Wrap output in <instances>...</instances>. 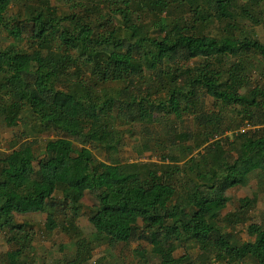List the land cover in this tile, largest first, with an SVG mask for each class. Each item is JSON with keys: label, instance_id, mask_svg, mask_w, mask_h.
Masks as SVG:
<instances>
[{"label": "trees", "instance_id": "16d2710c", "mask_svg": "<svg viewBox=\"0 0 264 264\" xmlns=\"http://www.w3.org/2000/svg\"><path fill=\"white\" fill-rule=\"evenodd\" d=\"M256 28L264 0H0L7 264H34L39 231L67 240L64 264H110L108 253L122 264H264V212L254 224L250 197L229 200L252 182L264 189ZM206 99L226 111H206ZM129 137L149 145V161L122 159ZM89 181L90 206L77 195ZM177 244L184 253L164 260Z\"/></svg>", "mask_w": 264, "mask_h": 264}, {"label": "rangeland", "instance_id": "374dc122", "mask_svg": "<svg viewBox=\"0 0 264 264\" xmlns=\"http://www.w3.org/2000/svg\"><path fill=\"white\" fill-rule=\"evenodd\" d=\"M241 3L242 5L244 4V2H241ZM213 33L214 35H217L218 31L215 29ZM254 33L257 39L264 41V28H256L254 29ZM204 107L206 111H209V112L210 111L212 112V110H215L217 108H219V110L222 112L226 111V108L223 107L222 105H219L218 107H216L215 101L211 99H206L204 101ZM159 116L161 117V120H165V122H163L164 124L167 123L168 121H172L175 119V116L170 110H166L163 113V115H159ZM153 126H155V128L161 127V125H157V123H155L154 125L150 126V128ZM155 132H160V131L159 129H151V135H153ZM227 132L229 136H233V133H232L233 131H227ZM138 135L140 134L138 133ZM141 135L144 136V134H141ZM106 137L107 136L104 137V141L106 140ZM127 142H128V147L124 149V151L121 152V156L123 160H125L126 162H133V161L147 162L149 161V158L147 157L148 153L150 152L149 145L145 144V142H143L139 138H132V137H129L127 139ZM138 149L143 150L144 155L141 159H139L140 152ZM101 158L103 160L106 159L103 155H101ZM91 189H92V183L91 181H89L77 193V195H79L81 203H83L84 205L90 206L93 204V196L90 194ZM246 196L252 199V202L255 207L252 213V222L254 224L259 225L260 215L264 212V189H262V187L259 186L256 182H252L251 184H249V186L245 188H241L238 190H232V192H230L229 194V200L235 197L237 200L242 201L245 199ZM139 223L142 227H145V228L150 226L149 222H146L143 220H140ZM78 226H79L80 231L83 233H86L89 230V225L85 217H82L79 219ZM240 230L244 231V228H241ZM39 233H40L39 240L34 245L35 248L33 250V254L35 258L34 264H40L39 261L45 262V264H64L67 259H70L73 256V252L69 253L68 248H66L65 251H60V244L62 242L64 244H67V240L64 237L62 238L61 235L59 234H55L52 237L51 234L45 233L41 235L40 231ZM183 253H184V250L177 244L171 248L170 254L166 255L164 257V260L171 261L181 256ZM192 253H194L195 256H198V258L202 262L207 261L212 257L211 253L208 251L201 252L195 249ZM107 259H108V262H110V264H122L120 260L115 259L114 256L110 253L107 254ZM0 264H7L5 253L0 252Z\"/></svg>", "mask_w": 264, "mask_h": 264}, {"label": "built area", "instance_id": "2783aa9c", "mask_svg": "<svg viewBox=\"0 0 264 264\" xmlns=\"http://www.w3.org/2000/svg\"><path fill=\"white\" fill-rule=\"evenodd\" d=\"M226 135H228V134H226Z\"/></svg>", "mask_w": 264, "mask_h": 264}]
</instances>
